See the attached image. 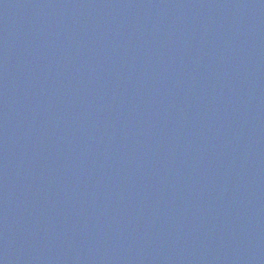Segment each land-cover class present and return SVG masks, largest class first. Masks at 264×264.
Returning <instances> with one entry per match:
<instances>
[{
	"label": "water",
	"instance_id": "obj_1",
	"mask_svg": "<svg viewBox=\"0 0 264 264\" xmlns=\"http://www.w3.org/2000/svg\"><path fill=\"white\" fill-rule=\"evenodd\" d=\"M0 264H264V0H0Z\"/></svg>",
	"mask_w": 264,
	"mask_h": 264
}]
</instances>
